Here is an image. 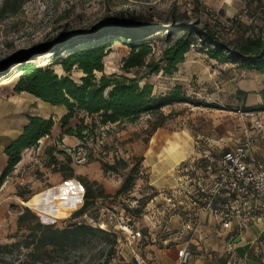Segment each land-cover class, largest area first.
<instances>
[{"label":"rangeland","instance_id":"rangeland-1","mask_svg":"<svg viewBox=\"0 0 264 264\" xmlns=\"http://www.w3.org/2000/svg\"><path fill=\"white\" fill-rule=\"evenodd\" d=\"M251 1L0 0V65L5 60L12 62L10 67L0 71V158L8 161L4 148L23 134L30 117L52 118L55 122L49 136L22 153L21 162L0 188V245L16 242L12 237L18 234L17 219L25 208L44 224L60 229L81 222L108 233V236H91L76 248L52 252L41 264H137V256L147 264H156L150 256L152 251L148 250L153 239L158 248L164 250L176 238L185 240L194 227V219L189 214L201 213L197 206L190 205V178L195 181L201 173L196 174L194 169L182 173L184 164L191 163L202 153L218 156L233 147L234 133L241 130L238 126L241 123L235 115L239 109H244V95L238 103L235 99L238 92L234 89L244 78L243 69L238 65L220 69L221 63L215 64L217 61L209 59L200 46H195L172 75L162 72L148 75L144 69L125 73L123 60L131 50L118 36L119 40L107 51L105 70L96 73L97 78L117 74L137 79L140 87L152 85L154 95L181 88L191 101H200L203 105L176 103L163 108L159 115H144L136 122L96 125L83 130L88 136L81 141L64 135L66 130L62 128L61 120L68 114L67 109L53 108L28 93L14 91L21 76V63L17 59L38 46H53L65 33L79 31L87 34L125 13L162 29L183 22H198L200 27L209 25L223 40L231 41L234 35L244 31H249L248 34L256 32L246 30L248 27L258 29L264 24L263 11L253 14L256 17L253 21L251 15L256 9L252 4V12L248 10ZM232 20L236 21L233 23ZM181 35L169 40L165 32H158L149 37L146 43L153 47V53L147 61H159L162 51ZM73 49L68 48L67 53ZM32 63L45 68L50 65L51 56H38ZM53 69L59 77L70 76L78 83L84 77L77 68L70 74L60 65ZM246 95L248 93L245 99ZM82 119L87 126L98 121V117L78 113L70 120L69 126L77 129L82 125ZM158 124L161 125L156 129ZM8 129L12 141L7 136ZM68 156L72 159V169L77 172L76 177L98 182L110 196L98 200L86 216L76 219L73 215L84 204L85 189L77 178L65 179L63 173L57 172L68 165ZM122 159L129 165L125 170L107 173L103 170V164ZM134 167L137 171L134 172L132 189L117 196ZM3 168L6 165L0 159V177ZM70 181L77 182L82 189V200L77 205L67 203L63 206V201L79 193ZM48 190L56 192L52 204L59 207L58 218L45 217L24 205ZM135 233L141 235L131 242L130 237ZM26 254L27 250L21 249L7 253L0 250V264H31L27 262Z\"/></svg>","mask_w":264,"mask_h":264},{"label":"trees","instance_id":"trees-1","mask_svg":"<svg viewBox=\"0 0 264 264\" xmlns=\"http://www.w3.org/2000/svg\"><path fill=\"white\" fill-rule=\"evenodd\" d=\"M252 4L255 5V12H252ZM249 9L254 21L256 17L253 14L258 11H263L264 14L263 0H252L248 4ZM262 19L264 21V16ZM235 21L232 20L233 23ZM199 24L183 22L162 29L142 22L138 16L125 13L120 18L109 20L98 26L90 33L85 34L79 31L65 33L55 41L53 46H38L17 59L21 63L19 70L21 76L14 91L28 93L53 107H65L68 114L61 120L62 128L66 130L64 135L85 141L88 135L83 130L91 129L96 125L107 126L123 121L136 122L144 115H159L163 108L176 103L203 105L200 101H191L181 88H176L168 94L154 95L152 85L146 84L140 87L137 79L117 74L97 78L96 73L104 72L107 51L116 40H119L118 36L123 38L131 50L129 56L123 60L122 70L125 73L144 69L148 75H157L161 72L172 75L177 72L178 66L184 63L187 54L195 46H200L209 59L221 64H237L247 73H264V24L258 29L248 27L246 30L253 29L256 32L248 34L249 31H244L234 35L231 41L223 40L209 25L200 27ZM158 32H165L169 40L177 34L182 35L162 51L159 61L148 62L147 59L152 55L153 47L146 43V40ZM70 47L74 49L67 53ZM47 54L51 56V63L47 67H38L32 63V60L38 56ZM11 64L10 60L3 61L0 71L3 68L7 69ZM56 65H60L67 74L77 68L84 73V77L80 83L70 76L59 77L53 69ZM262 95L264 97V91ZM238 111H264V104L254 108L244 107ZM78 113H83L90 118L98 117V121H95L92 126H87L82 119V125L73 129L69 126L70 120ZM29 121L23 134L5 150L8 162L0 177V188L6 177L21 162L22 153L37 146L39 140L49 136L55 125L52 118L46 120L30 117ZM160 125L158 124L156 129ZM71 163L72 159L68 156V165L62 166L57 172L63 173L65 179L77 178L85 189L84 204L73 215V219H76L86 216L89 209L95 208L98 200L110 198V196L106 195L98 182L90 181L82 176L76 177ZM128 166V162L122 159L116 160L113 164H103V170L106 173L117 172L120 169L125 170ZM136 171L134 167L117 196L128 193L132 189ZM17 227L18 234L12 237L16 239V242L0 245V250L5 253L13 249L27 250V262L31 264L45 262L46 257L52 252L76 248L91 236H108L107 232L81 222L63 229L44 224L27 208L19 214Z\"/></svg>","mask_w":264,"mask_h":264},{"label":"built area","instance_id":"built-area-1","mask_svg":"<svg viewBox=\"0 0 264 264\" xmlns=\"http://www.w3.org/2000/svg\"><path fill=\"white\" fill-rule=\"evenodd\" d=\"M237 114L250 120L252 136L218 156L202 153L191 163L184 164L182 170V173H188L194 169L196 174L200 171V177L195 181L190 178V205L213 216L225 230L231 229L234 221H238L240 228H243L245 213L248 215L253 210V202L257 203L254 210L256 216L264 217V160L250 159L255 141L264 136V111H239ZM198 227L194 226L193 231ZM140 235L133 234L130 241L138 240ZM177 258V264L191 263L192 251L189 245L178 250ZM135 260L137 264H147L138 256Z\"/></svg>","mask_w":264,"mask_h":264},{"label":"crops","instance_id":"crops-1","mask_svg":"<svg viewBox=\"0 0 264 264\" xmlns=\"http://www.w3.org/2000/svg\"><path fill=\"white\" fill-rule=\"evenodd\" d=\"M218 64V62H215ZM219 65V64H218ZM237 64L225 63L220 64V69L225 67H234ZM225 66V67H224ZM243 79L239 81L235 92L238 95L235 99L240 103L241 97L243 106L246 108L259 107L264 104V73H247L242 71ZM244 94H242V93ZM246 99H245V94ZM64 108L65 107H53ZM240 110V109H239ZM239 122L238 126L241 130L234 133L233 147L234 149L240 142L253 134L252 123L248 118L235 115ZM6 133V131H5ZM8 138H11V130H7ZM11 143L7 145L6 150ZM5 152V151H4ZM6 163V158H0ZM250 159L252 161L264 160V136L258 138L251 150ZM147 161L149 162L148 158ZM150 166L152 165L149 162ZM4 169V168H3ZM77 174V172H75ZM253 210L246 215L245 226L240 228L239 222L234 221L232 228L225 230L222 225L211 215L204 213L189 214L194 219L193 226H199L198 229L189 233L184 239H174L173 244L169 248L160 249L155 244L148 249L151 250L150 256L156 260V264H175L177 260V250L184 245H189L192 251V259L190 264H264V217L256 216L255 209L257 203H252ZM197 217V219H196ZM153 235V234H152ZM154 237V235L152 236ZM184 240V241H183ZM183 241V242H182Z\"/></svg>","mask_w":264,"mask_h":264},{"label":"bare ground","instance_id":"bare-ground-1","mask_svg":"<svg viewBox=\"0 0 264 264\" xmlns=\"http://www.w3.org/2000/svg\"><path fill=\"white\" fill-rule=\"evenodd\" d=\"M69 183L74 188V190L79 193L77 196L74 195L73 197L63 201V206H65V204L67 203H70L71 205H77L82 200V189L80 188L78 183L75 181H70ZM54 198H56V192L53 190H48L42 194L34 196L29 201L24 202V205L32 208L33 210L38 211L41 215L45 217L58 218L60 215V211L59 207H56L57 205L52 204ZM101 227L104 228V225H102Z\"/></svg>","mask_w":264,"mask_h":264}]
</instances>
